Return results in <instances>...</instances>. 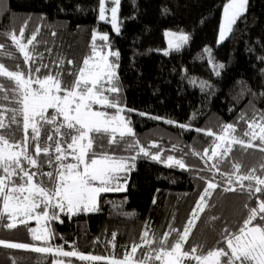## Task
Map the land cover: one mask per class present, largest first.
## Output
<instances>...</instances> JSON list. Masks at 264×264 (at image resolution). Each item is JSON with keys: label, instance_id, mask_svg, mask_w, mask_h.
Instances as JSON below:
<instances>
[{"label": "trees", "instance_id": "trees-1", "mask_svg": "<svg viewBox=\"0 0 264 264\" xmlns=\"http://www.w3.org/2000/svg\"><path fill=\"white\" fill-rule=\"evenodd\" d=\"M102 1L0 0L1 68L51 76L62 93L96 50L107 52L115 75L97 89L109 105L94 108L122 113L132 129L89 131L85 161H124L113 186L125 187L100 193L91 211L38 207L47 210V240L33 235L36 222L12 224L0 211V264H113L87 257L122 259L135 246L134 259L142 262L150 243L161 239L180 243L191 255L185 264L215 250L224 253L220 264H253L234 259L228 241L247 226L264 237V142L252 136L255 124L264 130V0H248L220 44L229 0H118L117 32L100 18ZM165 29L186 33L187 42L163 53ZM24 118L20 83L0 73V144L24 154L0 162V179L13 171L9 185L30 176L55 193L74 162L70 145L80 128L54 108L33 128ZM225 132L233 140L213 155Z\"/></svg>", "mask_w": 264, "mask_h": 264}, {"label": "rangeland", "instance_id": "rangeland-1", "mask_svg": "<svg viewBox=\"0 0 264 264\" xmlns=\"http://www.w3.org/2000/svg\"><path fill=\"white\" fill-rule=\"evenodd\" d=\"M106 1L112 2L108 7ZM248 0H229L222 9L220 28L216 43H222L231 30L236 19L245 12ZM118 0H103L100 18L108 20L114 31H118L117 20ZM166 47L163 53H169L187 42V34L172 29L164 30ZM24 55H27V45L21 43L20 38L15 40ZM108 53L96 50L89 58L78 76L77 82L70 91H62L59 83L51 76L37 78L35 76L23 77L0 67V73L12 75L21 85L24 94L26 128L35 127L38 116L44 114L49 108L61 112L70 125L80 128V132L71 142L70 149L74 162L68 166L67 173L63 176V184L55 193H48L34 183L33 177L27 176L22 185H9L10 176L14 173L9 171V177L0 179V211L7 214L12 224L23 221H34L33 235L41 240H47L48 232L46 222L47 210L38 212L36 209L42 205H55L61 212L73 214L95 209L98 196L103 192L120 191L124 189L125 183L121 181L115 187L114 182L117 174L124 171L126 163L120 160L108 159L106 157L95 158L90 162L85 161L86 148L89 146L88 133L92 129H105L118 134H129L132 132L128 121L123 114H107L103 109L94 108L107 106L109 102L102 96L97 88L103 89L115 75V66L108 61ZM213 64L214 61L210 60ZM99 88V89H100ZM253 138H260L264 142V130L260 125L253 126ZM233 140L230 132H225L219 137L213 148L212 154H218L226 147L227 142ZM20 147L0 144V162L11 164L16 159L23 157ZM167 165H171L166 161ZM24 174V173H23ZM25 175V174H24ZM200 208H198L199 210ZM196 212V211H194ZM194 221V219H193ZM184 238V237H183ZM230 254L234 259L245 258L253 264H264V237L258 227L247 226L241 233L228 241ZM136 246L130 248L129 254L122 259L100 258L88 256L90 260H107L113 264H185V258L191 256L182 251L179 242L170 241L169 245L164 239L155 240L150 243V248L144 261H136L134 253ZM53 252L51 249L47 250ZM54 252L60 254H71L61 249ZM224 253L215 250L203 257L195 258L194 264H220V257ZM77 255V254H76ZM79 255V254H78ZM80 256V255H79ZM54 264H64L55 261Z\"/></svg>", "mask_w": 264, "mask_h": 264}]
</instances>
